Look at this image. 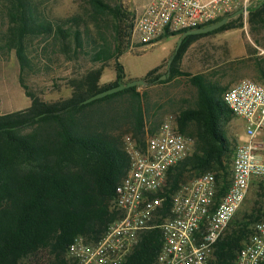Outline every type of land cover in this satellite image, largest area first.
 <instances>
[{"label": "trees", "instance_id": "16d2710c", "mask_svg": "<svg viewBox=\"0 0 264 264\" xmlns=\"http://www.w3.org/2000/svg\"><path fill=\"white\" fill-rule=\"evenodd\" d=\"M4 1L9 4L10 22L4 46L16 51L20 83L25 89L28 87L23 75L35 67L28 46L36 39L42 44L48 42L44 46L46 54L51 45V54L63 53L69 59H77L88 52L89 22L99 27L101 22L111 20L114 25L113 39L104 37L101 43L94 40L96 45L91 49L95 62L116 60L117 76L112 83L99 87L101 68L91 76H82L68 99L45 102L28 93L32 100L29 109L0 115V264H69L67 249L76 237L82 235L89 242H96L118 219L119 213L111 205L116 186L130 165L122 137L107 130H92L86 109L96 101L128 94L133 135L145 146L144 95L137 90L138 86L84 103L98 92L132 81H127L119 59L129 49L134 20L121 0H92L87 21L76 14L56 23L43 17L34 0ZM111 1L119 3L113 5ZM260 3L252 15H263L264 0ZM225 17L230 20L216 30L186 35L178 52L173 54L172 69L190 39L228 30L238 25L236 20H243L242 15L232 19L233 13ZM188 31L167 33L159 40ZM160 67H154L141 78L146 85L159 81L161 75L156 73ZM191 81L197 88V98L193 107L181 112L177 122L185 134L188 128H193L195 149L170 170L168 191L171 194L180 189L187 181V173L215 170L223 194L230 186L232 168L228 169L236 150L224 129L233 112L223 101L224 93L218 84L204 74L193 75ZM26 129L31 131L24 132ZM258 184L264 190V182ZM263 217L264 206L253 209L240 220L236 215L217 249L221 262L235 256L253 232L255 222ZM162 244L161 228L146 231L124 264H157Z\"/></svg>", "mask_w": 264, "mask_h": 264}, {"label": "built area", "instance_id": "2783aa9c", "mask_svg": "<svg viewBox=\"0 0 264 264\" xmlns=\"http://www.w3.org/2000/svg\"><path fill=\"white\" fill-rule=\"evenodd\" d=\"M249 1L150 0L134 20L133 36L141 45H152L164 34L208 26L247 8ZM223 101L246 124L228 190L221 194L216 174L205 172L169 194L170 170L191 154L196 142L181 132L177 119L147 130L144 147L127 135L130 165L111 205L119 217L96 242L76 237L67 249L69 264H124L141 236L158 227L163 244L157 264H263L264 217L231 260L221 262L217 249L251 184L264 179V85L242 79L225 91Z\"/></svg>", "mask_w": 264, "mask_h": 264}, {"label": "rangeland", "instance_id": "374dc122", "mask_svg": "<svg viewBox=\"0 0 264 264\" xmlns=\"http://www.w3.org/2000/svg\"><path fill=\"white\" fill-rule=\"evenodd\" d=\"M91 1L34 0V3L38 6L43 17L56 23L59 19L76 14H81L87 21L91 12ZM149 1L121 0L120 2L130 13L132 20H135ZM111 2L113 5L119 3V1ZM260 2L261 0L249 1L248 10L239 14L243 16V20H236L237 26L190 39L189 45L179 57L176 65H173V69V61L170 63V60L183 35L165 37L152 45H141L137 38H134L132 32L129 49L119 59L125 68V75L131 77L127 81L141 79L149 70L161 65L156 73V75H161L157 83L138 85L137 88L144 95L147 130L156 129L169 118L177 119L182 111L194 106L197 88L191 78L195 74H204L208 80L218 84L222 89V94L242 79H250L264 85V11L262 16L252 15V12L261 4ZM8 8V2L0 0V115L29 109L32 100L28 93L45 102L64 100L71 97L82 76L89 74L91 76L101 68L103 73L109 77L116 75L115 59L106 63L95 62L92 60L91 53V49L96 45L94 40L101 43L104 37L113 39V22L111 20L101 22L99 27L89 22L90 30L86 35L88 52L81 54L77 59H69L63 53L51 54L53 48L51 45H49L46 54L44 46L48 42L42 44L39 39H36L31 43L28 47L35 67L24 73L28 88H23L20 83V62L16 51L6 49L4 46L5 33H7L10 24ZM239 15L233 16L232 19ZM85 25V22L81 24L82 29L85 28ZM114 80L101 83L100 78L99 87L107 86ZM129 99L128 94H118L105 100L96 101L86 109L88 125L95 131L107 130L117 136L120 135L123 142L127 135L134 137L133 120L128 111ZM224 129L232 140L234 148H237L238 144L246 137L245 120L235 114L224 126ZM28 131L31 130L26 129L24 132ZM187 134L195 137L192 127L188 128ZM194 149L195 146L191 153ZM231 168L230 165L228 171H231ZM208 172L217 174L215 170ZM201 174L187 173V181L183 185L190 183ZM260 181L264 182V179L257 178L251 184L238 211L237 220H240L245 214H251L253 209L264 206V190L259 187Z\"/></svg>", "mask_w": 264, "mask_h": 264}, {"label": "water", "instance_id": "95a60500", "mask_svg": "<svg viewBox=\"0 0 264 264\" xmlns=\"http://www.w3.org/2000/svg\"><path fill=\"white\" fill-rule=\"evenodd\" d=\"M246 10H248V8H246V7L244 8V7H243V8H241V9H239L238 11L234 12V13H233V16H237V15H239V14H242V13H244ZM228 20H229V17H225V18H223L221 21L216 22V23H213V24H210V25H208V26H201V27H199V28L189 30L187 33H185L183 36H181V38H180V42H179V44H178V46H177V48H176L175 54L178 52V50H179V48H180V46H181V43H182V41H183V38H184L186 35H189V34H204V33L211 32V31H213V30H216V29L222 27L224 24H226V23L228 22ZM175 54H174V55H175ZM174 55H173V57H174ZM173 57L171 58L170 63H171ZM164 77H165V76H164ZM164 77H163V78H164ZM138 85H146V83H145V81H144L143 79L132 80V81H130V82H128V83H121V84H119V85H117V86H114V87L108 88V89H106V90H103V91H101V92H98V93L94 94L93 96H91V97H89L88 99H86V100L84 101V103H90V102H92V101H95V100H97V99H101V98H103V97H105V96H108V95H110V94H113V93H116V92L122 91V90H124L125 88H128V87H134V86H138Z\"/></svg>", "mask_w": 264, "mask_h": 264}, {"label": "crops", "instance_id": "0c3cea01", "mask_svg": "<svg viewBox=\"0 0 264 264\" xmlns=\"http://www.w3.org/2000/svg\"><path fill=\"white\" fill-rule=\"evenodd\" d=\"M170 37H176V36L172 35ZM116 76L117 75H114L113 77L112 76L109 77V76L105 75V73H103L101 76V83H108L109 81L116 79ZM129 78H131V77H127V75H126V79H129Z\"/></svg>", "mask_w": 264, "mask_h": 264}]
</instances>
